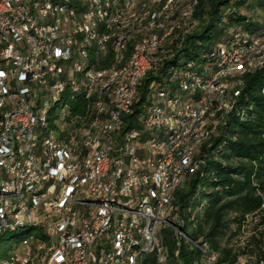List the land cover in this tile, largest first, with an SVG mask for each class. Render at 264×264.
<instances>
[{
	"label": "bare ground",
	"instance_id": "bare-ground-1",
	"mask_svg": "<svg viewBox=\"0 0 264 264\" xmlns=\"http://www.w3.org/2000/svg\"><path fill=\"white\" fill-rule=\"evenodd\" d=\"M118 1L45 0V12L48 14L45 15L44 27L42 19H38V12H40L38 0H26L25 2L24 24L31 25L34 38L33 45L22 46V53L32 56V63L36 65L37 72H43V75L33 77L35 67H28L24 72V79H31V84H26L25 88V99L28 105L25 111L17 112V119L31 120L27 127V135L29 141H32L33 152L44 154V142L49 146L42 176H40L42 186L31 189V183L23 180L24 167H18L21 152L22 161H29L30 150H23L24 137L20 136V130H11L12 146L8 152L9 163L4 165V171H2L5 187H0V202L5 201L6 190L8 203L2 211V219H6L5 225H0V249L7 248L0 252V264H13L12 258L16 250L26 243V253L29 257L17 255V262L14 264H54L56 256L66 246V238H60L59 232H51L34 222H29L26 215L34 214L36 197L54 194L55 202H62L66 193H70V186L63 182H56L54 185L53 181V178H59L62 168L61 152L65 151L69 144H72L74 151H79V153L72 154L70 160L64 161V168H68L67 178L77 177L78 170V174H84L86 177L83 181V188L95 189V200H102L104 188L111 182L116 168V153L119 150V137L122 136V155L115 176V185L127 184V181L136 183L137 178V184H140L139 195L152 197V190H149L150 179H159L160 171L169 172L171 149L168 148V143L174 142V133L173 130H166V134L163 131H154L152 145H159V149L147 147L146 162L141 163V170H136L135 175H131L136 160V147L148 145V137H141L137 132L140 128H151L150 108L158 106L160 101L176 100L179 104L180 121H188L189 112H195L199 105L207 107L203 89L211 84L216 75L220 74L217 87H229L226 80L230 75L237 74L241 77L252 68L264 65V48L260 47L264 38H253L249 35L245 38L237 37L240 41L233 47H220L216 53L211 54V58L215 59V65L211 71L195 73L187 81L181 83V89L188 90L189 93H183L185 96L179 97L181 95L179 93L178 96L176 93L171 95L170 92H164L167 90L165 88L158 89L156 94L160 95H153L152 100L150 99L151 105L145 107L139 122L140 128L127 129L125 119L133 113L142 81L155 65L162 62L164 58L166 59L165 54L161 55L162 50L172 44V37L177 35L175 33L178 31L186 33L194 27L192 14L198 1L146 0L144 9L142 3L132 1L123 9L120 18L109 25ZM86 5L88 18L85 19L84 26L82 16L86 14ZM0 7H5L0 9V28H2L5 20L16 15L17 0H0ZM76 26L83 27L75 31ZM63 27L64 38L58 36V29ZM108 31L109 35H107ZM120 38L124 40H121L117 46ZM43 40L54 42L59 47L69 46L68 56H76L69 59V67L77 65L76 73H73L75 89L71 90L69 86H65L71 83L72 69H65L64 50H56L53 62L51 50H46V47L42 46ZM128 41H132L133 46L131 52L128 50L130 54L126 57L124 53ZM3 42H6V31L0 29V48H3ZM22 44H29V36H22ZM109 49L112 50L114 60L108 68L104 69L102 56L106 57ZM244 49L240 62L234 61L235 56ZM151 56V60H148ZM3 63L6 65L4 77L5 83H10V94H8V99L0 98V144L10 130L11 116L16 110L15 97H21L20 82L14 79L15 65L11 54H3V57L0 54V64ZM236 82H239V86L242 84L240 80ZM51 87L59 88V90L53 92ZM181 89H179L180 92ZM119 91H127V94L116 96ZM79 98L87 102L84 114L71 116L70 113V117L55 129L58 131L59 138L55 137L52 132L45 137L44 132L49 127L53 110L50 101L53 104L63 103V106H68L69 102ZM233 104L230 96H223L221 100L219 97H210L211 111L207 114H199L193 120V128H200L203 134L199 135V139L189 138V146L194 147L187 170H182V173H178V178L171 180L168 186L169 194L161 203L162 212L158 217V226L163 227L156 231V248L151 258L154 264H166L167 252L164 248L166 245L163 246L159 236L164 229L172 232L177 238L175 244L177 252L182 242L189 243L200 253V261L196 264H213L211 256H216V252L212 251L206 243L203 246L197 245L180 227L175 228L174 218L177 216L172 214V201L175 191L184 184L188 174L198 170L199 162L195 155L198 149L214 135L215 129L217 130L220 126L219 115L229 112ZM42 109V117H37ZM36 117L37 120H35ZM76 123H78L77 126H75ZM210 126H212L211 130ZM69 127L77 128L73 130L72 135L71 131H68ZM159 127L169 128L168 119H159ZM67 135L71 137L69 142L65 141ZM99 151L103 154L102 173L95 177L92 166L99 163ZM144 176H149L150 179H144ZM154 190L156 195H163L162 183L154 182ZM130 207L131 211H129ZM110 212L116 213L115 219H109L107 230L116 231V229H122L123 220L139 218V204L131 205V196L117 193L115 204H110ZM80 214L81 205L73 206V201H65V222H72L73 215ZM102 216H104V207L96 206L92 211V218ZM145 219L154 220V212L145 211ZM16 220H19L17 224ZM180 225L178 218V226ZM26 228L29 232L21 235L19 242L22 243L9 245L12 241L2 240L7 234ZM131 232L132 223L124 222V238H131ZM86 238L87 231H80L79 245H86ZM138 250L139 242L122 241V264H131L132 256ZM68 253H75V246H68ZM219 255L217 253V263L214 264H228L221 261ZM149 259L147 255H140L137 264H147ZM250 259L256 258L243 255L238 257L233 264H255V261ZM108 260L109 264H121V257H116V238L106 239V248L97 250L95 262L92 264H108ZM259 264H264V261L260 260Z\"/></svg>",
	"mask_w": 264,
	"mask_h": 264
},
{
	"label": "trees",
	"instance_id": "trees-1",
	"mask_svg": "<svg viewBox=\"0 0 264 264\" xmlns=\"http://www.w3.org/2000/svg\"><path fill=\"white\" fill-rule=\"evenodd\" d=\"M197 1L191 32L187 36V32H176L178 36L172 37V44L162 50L161 55L165 54L166 59L155 65L142 81L133 113L125 119L127 129L140 128L145 107L151 105L152 96L157 91L172 88L170 94L178 96L181 94L177 88L179 82L187 81L195 73L211 71L215 65L211 54L220 47H233L240 41L237 37L245 38L246 35L264 38V26L261 27L264 0ZM132 44V41L127 42L126 57ZM113 60L114 55L109 49L104 57V69ZM186 74L189 77L185 78ZM239 80L242 84H234L231 93L232 109L219 115L220 126L195 155L198 170L188 174L172 201V214L178 216L182 230L190 226L193 230L190 239L197 245L206 243L212 251L220 254L221 261L228 264H233L244 253L264 261V249L258 248L255 254L253 250L236 253L222 248L219 242L228 227V215L233 214V221L241 225L248 216L264 214V65L238 76L236 81ZM67 105L71 116H76L84 114L87 102L79 98ZM69 137L67 135L65 141L69 142ZM159 236L163 246L166 245V264H196L200 261L199 251L189 243L182 242L177 252V238L169 230H162ZM147 264H154L153 259L150 258Z\"/></svg>",
	"mask_w": 264,
	"mask_h": 264
},
{
	"label": "built area",
	"instance_id": "built-area-1",
	"mask_svg": "<svg viewBox=\"0 0 264 264\" xmlns=\"http://www.w3.org/2000/svg\"><path fill=\"white\" fill-rule=\"evenodd\" d=\"M139 1L143 4L146 0H119L118 5L115 11H113L111 16V21L118 20L123 13L129 2ZM159 1V0H154ZM26 0H17V13L14 17L5 20V25H2L4 31H6V42H3V48H0V54L3 57V54H11L12 61L15 65L14 79H18L21 87V97H15L16 101V110L11 116L10 121V130L9 133L5 136L0 144V187H5V182L2 179V171H4V165L9 163L8 161V152L9 148L12 146L11 143V130L19 129L20 136L24 137V149L30 150V160L22 161V152L19 155L20 165L18 167H24V177L23 180H28V183H31V189H36L42 186L40 183V176H42V169L46 162L47 158V147L46 142H44V154H36L33 152L32 141H29V136L27 135V127L30 125L31 120L17 119L18 111H25L26 99H25V88L26 84H31V79H24V72L28 67H35V76L43 75V72H37L36 65L32 63V56H27L25 53H22V46L33 45L34 32L31 30V25L24 24V10H25ZM38 5H40V12H38V19H42L43 27L45 26V15L48 12H45V0H38ZM5 7H0L4 9ZM85 19L88 18L87 15V5H86V14L82 16ZM154 17V16H153ZM83 26H76L75 31H78L79 28ZM191 31L186 33V36ZM109 35V31L107 33ZM22 36H29V44H22ZM58 36H63L64 38V27L58 29ZM185 36V37H186ZM124 38H120L118 44ZM184 41V40H183ZM182 41V43H183ZM42 46L46 47V50H51V55L56 54V50H64L66 54V66L65 69H72L71 83L65 84L69 88L75 89L73 87V73H76V67H69V59H72L76 56H68L69 46L59 47L55 45L54 42H46L43 40ZM251 46V45H250ZM181 47V45H180ZM240 51L236 56L234 61H239L241 59ZM141 52V49H140ZM179 52V51H178ZM176 55V54H175ZM151 57H148V60H151ZM210 58V57H209ZM104 55L102 56V62ZM64 69V70H65ZM4 70H6V65L0 64V98H7L10 94V83H5ZM143 70V69H141ZM32 77V78H33ZM189 74H186L187 78ZM220 74L216 75L211 81V84L204 91V100H207V107H197L195 112H189L188 121H180L178 117V107L179 104L175 101H160V104L156 107H151V128H140L137 133H140L141 137H148V145L136 147V160L134 162V167L131 175H135L136 170H141V163L146 162V152L147 147H155L159 149V145H152V137L154 136V131H163L166 134V130H173L174 133V142L168 143V148L171 149V156L169 165V172H161L159 179H150L149 176H144V179H150L149 190H152V197H145L139 195L140 184L128 183L123 185H115V176L119 169V159L122 155L121 150V137H119V150L116 153L117 163L114 173L112 174L111 182L104 188V197L102 200H95V189H84L83 181L85 180L84 174H78L75 178H67V169L64 168V161L70 160L72 154H78L79 151H74V146L69 144L66 147L65 151L61 152L62 155V168L59 172V178H53L54 185L56 182H63L70 186V193H66L64 201L55 202L54 194L51 196L36 197V206H34V214L26 215L29 219V222H34L36 225L42 226L44 229L51 230V232H59L60 238H66V246L58 253L55 258L54 264H92L95 262L97 256V250L100 248H106V239L107 238H116V257H121V264L123 263V258L121 255V244L122 241L139 242V250L135 252L132 256L131 264H137V261L140 255H147L148 258H153V253L156 248V231L161 230L163 226H158V217L160 216L161 203L164 202L165 196L168 193V186L171 183V180L178 178V173H182V170H187V164L191 160V153L194 146H189V138L199 139V135L203 134L200 132V128H193V120L198 117L199 114H207L211 111L210 109V97H219L220 100L223 96H230L234 84L239 86V82H234L229 87H217V79H219ZM51 81V80H50ZM183 82V81H181ZM180 85H177V88L181 89ZM59 90V88H52ZM164 92H173L172 88ZM189 93L188 90L181 89V94ZM127 91H119V94L116 96H125ZM95 95V94H94ZM160 95V94H156ZM237 94H235L236 96ZM81 114V108L80 113ZM42 112L37 117H42ZM37 117L35 120H37ZM159 119H168L169 128L159 127ZM130 121V118L128 119ZM127 121V122H128ZM74 129L71 128V135ZM212 126H210V130ZM42 134V133H38ZM102 155L99 151V163L96 166H92L93 176L97 177L102 173ZM15 171V168H14ZM154 182H161L163 187V195H156L154 190ZM117 193H124V196H131V205L139 204V218H133V220H123L122 229H116V231L107 230V223L109 219H115L116 212H110V204H115V198ZM65 201H73L74 205H81V214L73 215L72 222H65L64 217V203ZM7 203L6 200V190H5V201L0 202V225H5V220L2 219V211L5 208ZM96 206L104 207V216L100 218H92V211ZM131 211V207L130 210ZM145 211L154 212V220L145 219ZM25 214V213H24ZM19 220H16V224ZM124 222L132 223V232L131 238H124ZM175 228L178 226V216L174 218ZM87 231L86 245H79V232ZM26 244H22L19 247V250H16L13 259L14 262H17V255H25L26 253ZM68 246H75V253H68ZM203 246V243H202ZM179 256V253H178ZM211 260L214 263H217V252L216 256H211ZM255 261V264H259V259H250ZM179 262V259H178ZM109 264V260H108Z\"/></svg>",
	"mask_w": 264,
	"mask_h": 264
},
{
	"label": "rangeland",
	"instance_id": "rangeland-1",
	"mask_svg": "<svg viewBox=\"0 0 264 264\" xmlns=\"http://www.w3.org/2000/svg\"><path fill=\"white\" fill-rule=\"evenodd\" d=\"M246 10L244 8L243 12ZM262 16L259 17L261 19ZM262 20V19H261ZM264 26V22L261 23V27ZM264 42L261 41L260 47L264 48ZM238 77L237 74H232L226 80V84L231 86L232 80L236 82V78ZM50 105L53 108L51 112V121L49 122L48 129L44 132V136H48L50 132L59 138L58 131L55 130L62 125V122L70 117V110L68 106H63V103L53 104L50 101ZM234 215L230 214L226 217L228 221V227L225 230L224 236L219 239L220 245L222 248H228L233 250L236 253H239L243 250H253L254 254L258 248L264 249V222H261L264 219V214H257L248 216L246 220L241 224H237L233 221ZM182 229V225L179 226ZM29 232V229L26 228L24 230L7 234L2 240H10L11 244L9 245H16L22 242L19 240L22 238L21 235H26ZM187 237H192L193 230L189 226L187 229L184 230ZM36 235V233L34 234ZM255 239L253 241L252 239ZM7 248H1L0 252L5 251ZM248 255L253 257L248 253L240 254L238 257ZM148 257V256H147ZM255 258V257H253Z\"/></svg>",
	"mask_w": 264,
	"mask_h": 264
}]
</instances>
